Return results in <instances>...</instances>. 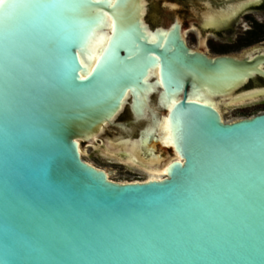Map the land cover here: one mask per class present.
<instances>
[{"label": "water", "instance_id": "1", "mask_svg": "<svg viewBox=\"0 0 264 264\" xmlns=\"http://www.w3.org/2000/svg\"><path fill=\"white\" fill-rule=\"evenodd\" d=\"M152 1L0 4L11 14L0 21V264H264V112L226 121L190 97L264 88V52L192 49L186 13L141 24ZM157 66L178 99L168 112L154 95L149 106L154 120L167 113L182 160L162 179L112 180L78 139L140 140L138 94ZM156 137L143 157H165Z\"/></svg>", "mask_w": 264, "mask_h": 264}, {"label": "bare ground", "instance_id": "2", "mask_svg": "<svg viewBox=\"0 0 264 264\" xmlns=\"http://www.w3.org/2000/svg\"><path fill=\"white\" fill-rule=\"evenodd\" d=\"M201 1L202 2L199 4V8L192 7L189 11H186L188 12V20L185 22H183L184 20L181 21V31L185 39H187V27H189L194 21L200 23L203 27L206 28L213 26H221L236 17L240 11L245 9L251 3L258 2L259 0H231L227 4L225 3L220 7H216V5H213L210 0ZM113 2L114 0H110V3ZM143 3H145V0H140V4ZM146 6L147 5L144 4V6L140 8V20L142 25L145 23ZM179 8L180 6L176 3L167 1H165L164 3V9L166 11L174 12L177 18L180 17V15L177 13ZM145 29L148 35V39L155 40V33L150 29ZM205 47L206 46L204 37L200 39L198 47L194 48L191 46L192 49H198L200 51H203ZM259 51L264 52V47H254L253 49L250 48L246 50L243 54H248L249 56H252L253 54ZM260 66L264 69V65L261 64ZM146 80L149 82V85L148 88L143 92V94H138V97L140 98V113L137 116L138 118H136V122L140 123L142 127H146V132L142 134L140 140H125L121 142L108 141L104 145L105 150H107L108 152L112 154L121 153L120 155H122L123 159H125L126 162L141 166L144 172L146 173V178L142 181H146L149 179H162L166 176L167 166L172 160H182L179 153L175 150L174 135L171 129V124L167 113H163V115L159 119L154 120L150 109V106H153L155 104H152L151 102L150 98L152 97V95H154L156 99H159L160 107L166 109L167 112L171 109L173 103L178 99V96H167L163 92L159 79L158 66L154 69L149 70ZM152 80H155V82L152 83ZM126 96H129V101L131 102V96L128 94V92L126 93ZM260 96H264V88H257L251 91L240 93H236L235 91L222 93L203 89L196 92L193 91L190 94V97L192 99L203 101L205 103L213 105L220 111L221 114H223L222 109H224L225 106L249 102L258 99ZM101 130H103V128ZM152 131L157 136L153 144V149L155 151H163L165 153L164 158H161L159 156H151L149 159H147V157H143L141 154L142 143L147 142V135ZM95 139L96 137L85 142H82L78 139L80 153L82 154L85 150V144L93 143ZM169 152H171V156ZM88 162L91 163L90 161ZM104 170L108 173V176L110 178V174L112 173L111 170Z\"/></svg>", "mask_w": 264, "mask_h": 264}, {"label": "rangeland", "instance_id": "3", "mask_svg": "<svg viewBox=\"0 0 264 264\" xmlns=\"http://www.w3.org/2000/svg\"><path fill=\"white\" fill-rule=\"evenodd\" d=\"M263 4L264 0H260L258 6H250L242 11L234 18L232 25L225 29L200 31L193 22L186 30L188 43L196 48L199 46L200 39L204 37L206 47L203 51L209 55H215L222 49L241 55L252 47H264V10H260ZM151 16L158 17L157 20L166 18L157 11L151 13ZM222 112L226 121L249 117L264 112V98L225 106ZM126 117L127 114H122L120 118ZM84 149L82 158L97 167L111 170L110 178L115 181H142L146 178V173L141 166L128 163L122 155L105 150L102 137L96 138L92 144H85Z\"/></svg>", "mask_w": 264, "mask_h": 264}, {"label": "flooded vegetation", "instance_id": "4", "mask_svg": "<svg viewBox=\"0 0 264 264\" xmlns=\"http://www.w3.org/2000/svg\"><path fill=\"white\" fill-rule=\"evenodd\" d=\"M259 1H260V0H259ZM259 1H258V2H255V3H251L249 6H247V7H246L245 9H243L242 11L248 9L250 6H258V5H259ZM179 6H180V8L178 9V12H177V13L180 15V17H182L181 15H182L183 13L188 14V12H186V11H189V10L192 8V7H186V6L182 5L181 3H179ZM220 6H221V5H220ZM260 10H264V4L261 6ZM155 11L159 12V13L162 14V15H165L166 17H167V15H171L172 18L176 17L174 12H172V11H166V10L164 9L163 1H161V0H155L154 2H153V1H152V2H149L148 6H147V8H146V12H145V19H147L148 21H156L158 17H154V18H152V16H151V13H153V12H155ZM242 11H240L239 14H240ZM239 14H238V15H239ZM238 15H237V16H238ZM158 16H159V15H158ZM188 18H189V17H188ZM188 18H187L185 21H187ZM234 18H235V17H234ZM234 18H233L232 20H230L229 22H227V23L221 25V26H215V27L213 26V27H207V28H206V27H202V25H201L200 23L196 22V21H194V23L198 26V28L200 29V31H202V30H206V29L220 30V29H225L226 27L232 25V23L234 22ZM159 20H160V19H159ZM185 40H186L187 43H188V40H187V39H185ZM188 45L191 47V45H190L189 43H188ZM252 48H253V47H252ZM197 50H198V49H197ZM205 53H206V52H205ZM207 54H208V53H207ZM217 54H232V53H229V52H227L226 50L222 49V50L219 51V53H217ZM217 54H215V55H217ZM260 80L263 81V79H260Z\"/></svg>", "mask_w": 264, "mask_h": 264}, {"label": "snow or ice", "instance_id": "5", "mask_svg": "<svg viewBox=\"0 0 264 264\" xmlns=\"http://www.w3.org/2000/svg\"><path fill=\"white\" fill-rule=\"evenodd\" d=\"M4 0H0V4H3ZM19 4L13 3L8 5L9 9H15L17 7H19ZM48 5H43V4H33V5H28V7H36V8H41V7H47ZM55 6V5H53ZM10 13L9 12H5V13H0V21L4 20V19H8L10 17Z\"/></svg>", "mask_w": 264, "mask_h": 264}]
</instances>
